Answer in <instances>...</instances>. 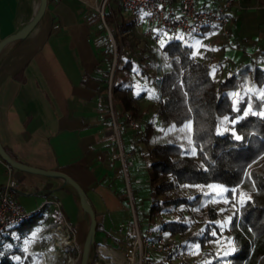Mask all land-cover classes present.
I'll list each match as a JSON object with an SVG mask.
<instances>
[{
    "label": "crops",
    "instance_id": "obj_1",
    "mask_svg": "<svg viewBox=\"0 0 264 264\" xmlns=\"http://www.w3.org/2000/svg\"><path fill=\"white\" fill-rule=\"evenodd\" d=\"M98 1L49 0L44 17L33 31L1 52L0 140L9 154L23 164L63 172L76 180L85 190L100 223L96 241L107 240L119 249L124 246L125 233L130 228L131 212L123 194L119 163L112 167L109 160L115 139L105 124L107 90L102 56L94 45L92 28L85 18L88 7ZM256 1L259 0H241V7L230 12L228 35L211 29L191 37L198 46L197 55L204 51L207 61L218 57L217 74L220 69L231 70L230 65L239 66L234 69L238 70L252 58L260 63L264 33L246 30L242 34L237 29L241 22L256 19V8L264 11V1L260 0V6L255 5ZM39 3L40 0H0V42L26 26L36 14ZM137 18L138 22L127 35L130 42L134 36L140 37L142 42L133 48V53L127 52L124 60L136 59L139 65L133 64L122 78H119L120 71L116 82L125 80L126 84H131L134 95L146 92L139 99L141 104V101L154 100L157 67L170 62L162 49L166 41L155 44L145 35L147 23L143 17L138 15ZM233 37L241 41L233 45ZM205 40L206 45L217 42L220 48L214 51V47L203 46ZM239 51L248 54L251 60L240 61ZM116 112L120 117L124 114L117 103ZM147 115L144 113L142 120L147 119ZM137 131L124 133L123 142L133 151L131 177L141 206L138 192L148 185L143 179L148 169L143 167L142 152L136 150ZM9 173L18 182L16 201L27 211L42 214L49 228L61 221L59 210L52 204V201L60 202L65 216L78 229L82 246L80 241L87 235L89 217L82 210L76 191L61 178L12 170L3 160L0 161V188ZM121 226L125 227L122 232Z\"/></svg>",
    "mask_w": 264,
    "mask_h": 264
},
{
    "label": "trees",
    "instance_id": "obj_2",
    "mask_svg": "<svg viewBox=\"0 0 264 264\" xmlns=\"http://www.w3.org/2000/svg\"><path fill=\"white\" fill-rule=\"evenodd\" d=\"M106 20L117 39L118 31L127 32L138 22L137 16L123 12L121 0H108ZM162 49L171 61L157 67L153 101L163 133L157 140L160 124L156 118L140 124L135 135L136 150L144 153L149 164L151 224L183 238L185 252L205 248L215 238L213 233L222 229L220 213L204 203L205 193L185 192L182 187L221 186L229 199L226 227L234 249L227 256L215 257V262L264 264V116L260 115L264 113V51L260 63L252 59L220 78L215 72L217 64L197 56L191 37L168 39ZM120 63L116 77L124 68L128 72L132 69L130 58L123 66ZM117 80L115 103L122 113L140 119L143 112L139 99L146 92L134 95L131 84ZM246 84L249 89L239 97ZM107 105L108 99L106 108ZM178 130H189L190 137L179 135ZM180 207L186 210L182 209L178 216L161 217L159 225L153 223V218L165 212L172 214ZM194 222L199 226L193 227ZM46 228L47 219L38 212L0 232V264H33L41 252H29L27 242L38 234L46 247L50 241V234L42 236ZM156 264L185 263L169 252Z\"/></svg>",
    "mask_w": 264,
    "mask_h": 264
},
{
    "label": "built area",
    "instance_id": "obj_3",
    "mask_svg": "<svg viewBox=\"0 0 264 264\" xmlns=\"http://www.w3.org/2000/svg\"><path fill=\"white\" fill-rule=\"evenodd\" d=\"M108 0H101L88 7L85 18L92 28V39L102 56L103 77L107 90L106 126L112 130L115 147L109 155L112 167L118 165V172L124 183L123 194L131 212L130 228L125 233L124 246L115 248L104 242L96 241L89 264H156L165 254L173 252L177 259L185 264L189 262L184 252V241L180 236L153 228L147 213L137 204L134 190L131 188V167L133 151L123 142V134L128 130H139L140 123L129 113L122 117L116 112L113 90L116 80L119 55L118 39L106 20ZM126 15L143 17L147 27L144 32L155 44L175 39L182 40L205 32L207 28L217 29L229 34L230 12L241 7V0H121ZM131 31L123 32L129 34ZM169 62L171 59L168 60ZM249 76L253 79V73ZM142 148L141 146L139 147ZM2 159L0 158V161ZM18 182L9 177L0 188V232L9 227L29 220L35 213L27 211L15 199ZM61 215V221L49 228L50 241L43 253L40 264H79L82 246L72 223L65 216L61 204L52 201ZM121 226L119 230L124 231ZM68 249L70 251H68ZM210 264H228L216 261Z\"/></svg>",
    "mask_w": 264,
    "mask_h": 264
},
{
    "label": "rangeland",
    "instance_id": "obj_4",
    "mask_svg": "<svg viewBox=\"0 0 264 264\" xmlns=\"http://www.w3.org/2000/svg\"><path fill=\"white\" fill-rule=\"evenodd\" d=\"M264 1V0H263ZM101 2V0L98 1V4ZM255 5L256 6H260V0L259 1H256L255 2ZM256 19H253V20H250V19H247L246 21H243L241 22L240 25L237 26V29L240 31V33H244L246 30H254V31H259L260 34L264 33V11L262 9H257L256 8ZM254 14V15H255ZM124 33L122 31H119V36H122V37H119L121 39L124 40V38H126V41H123L121 40V45L122 46V52L121 54L119 53V55L121 56L120 57V66H122L124 64V58L125 56H127V52L129 53H133L134 49L133 48H137L138 47V44H140L142 41L139 40L140 37H136L134 36L133 38V41L130 42L129 40V37L127 34L123 35ZM131 35H134L133 33ZM227 37V36H226ZM138 43H137V41ZM232 41H233V45L234 44H237L238 42L241 41V38H240V41L239 39H235L234 37L232 38ZM127 44H125V43ZM207 43V40L203 41L202 42V45H206ZM196 44V43H195ZM209 45H206L208 47H214V51H216L215 49H219L220 46H218V43L217 42H210L208 43ZM205 46V47H206ZM222 46V45H221ZM197 44L195 45V48L197 49ZM140 48V47H139ZM202 48V47H201ZM239 49V48H237ZM241 49V48H240ZM239 49V50H240ZM136 51V49H135ZM213 51V52H214ZM211 52V51H209ZM240 52V51H239ZM222 54H224L222 52ZM241 55V60L240 61H246V60H251V57L247 54V55H244V53L240 52ZM200 55V56H198ZM198 57L201 59H205L206 60V57H205V52L204 51H201L200 53H198ZM257 56V55H256ZM207 57L210 58L209 55H207ZM212 58V57H211ZM253 59V58H252ZM209 62H211L212 64H215L216 62H218V57H213ZM133 64L134 66L137 64V60L134 59L133 61ZM139 65V64H137ZM239 67V66H237ZM237 67H234L232 65H230V68L231 70H227V69H223L221 71L220 69V72L217 74L216 72V75L221 78H224L226 73L227 72H230V71H233L234 69H236ZM129 73L127 71L126 68H124L120 75H119V78L123 77V73ZM118 79V75L116 77V80ZM248 85H244V89L238 94V96H243L247 90H248ZM237 96V97H238ZM140 107L142 109V112H143V115L144 113L145 114H148L147 115V119L145 118L144 120H142V117L140 119H136L140 124H146L148 121L150 120H154V119H158V112H157V105H156V102L153 101V100H146V101H141V104H140ZM158 123L160 122L159 119L157 121ZM160 124V123H159ZM158 133L157 134H161L163 133V125H159V128L157 129ZM159 134L158 136V139L161 137V135ZM178 134L181 135V134H186L187 138L190 137V131L189 130H178ZM143 156H144V163H143V167L148 169V160L146 159V156L144 155V153L142 152ZM146 164V165H145ZM12 170H14L13 168H11ZM148 178V175L143 179H145L144 181L149 185V180L147 179ZM131 185H132V189L134 190V197L136 199V202L138 201L137 200V197L138 195L137 194V191L135 190V188H133V182H132V177H131ZM148 185L144 186L138 193H141V198H142V205H143V210H145V212L147 213L146 215V218L143 220H141L142 222H146L147 220V217L149 216V208H150V199H149V190L148 188H146ZM182 189L185 191V192H190V193H193V194H196V193H205L206 194V197L204 198V203L206 205H208L209 207L211 208H215L218 210V212L220 213V216H221V219H220V225L222 226V229L220 232H214L215 234V238L211 241V243H209L205 248H198L196 247L195 249H191L187 252H183V255L185 256V258L189 261V262H200L202 264H210L212 262H215V257H224V256H227L231 251H233L234 249V242L232 241V239L230 238V232L228 230V227L227 226V214L226 212L228 211V203H229V199L226 197V193H225V190L221 187V186H217V185H211V186H206V187H192V186H185V187H182ZM138 205L139 202H137ZM141 205V206H142ZM182 209H185L186 208H176L173 213H168V212H165L163 213L162 216H158V217H155L153 218V223L155 225H159V222H160V218L161 217H166V218H170L172 216H178L180 214V211ZM189 212H186V215L188 216ZM199 222L196 223L194 222L192 225L193 227H198L199 226ZM75 228V232L77 234V237L79 235V231L78 229L74 226ZM38 235V234H37ZM33 236L28 242H27V250L29 252H32V251H40L41 252V256L40 257H37L35 259V261L33 262V264H40L41 262V259H42V255L43 253L47 250V246H48V243L45 246H43V244L41 243V240L39 238V236ZM42 236H45V237H48L49 236V228H46V230L44 231L43 235ZM85 236H83V238L81 239V243L83 245V242H84V238ZM98 240H100V236L98 235L97 237ZM183 239V238H182ZM184 241V240H183ZM78 242H79V237H78ZM104 243H106L107 245H110V242L107 241V240H104L103 241ZM68 251H70L68 249Z\"/></svg>",
    "mask_w": 264,
    "mask_h": 264
},
{
    "label": "water",
    "instance_id": "obj_5",
    "mask_svg": "<svg viewBox=\"0 0 264 264\" xmlns=\"http://www.w3.org/2000/svg\"><path fill=\"white\" fill-rule=\"evenodd\" d=\"M48 5H49V0H40L37 12L34 15V17L31 19V21L26 26H24L20 31H18L17 33L11 36H8L7 38H5L0 42V54L4 50V48L7 47L9 44L26 38L33 31V29L38 25V23L44 17L48 9ZM0 158L13 169H17L20 171H24L36 175H42L46 177L61 178L64 180L66 185H70L76 191L79 197L81 208L85 212V214L89 217V229L83 243L80 264H89L93 247L96 243L98 220L95 209L93 208L91 202L89 201L88 196L85 190L82 188V186L72 177H70L69 175L63 172L45 171L23 164L22 162L16 160L13 156H11V154H9V152L3 146L1 140H0Z\"/></svg>",
    "mask_w": 264,
    "mask_h": 264
},
{
    "label": "snow or ice",
    "instance_id": "obj_6",
    "mask_svg": "<svg viewBox=\"0 0 264 264\" xmlns=\"http://www.w3.org/2000/svg\"><path fill=\"white\" fill-rule=\"evenodd\" d=\"M245 115H247V113H245ZM260 115L264 116V113H260ZM236 139H240V137L237 136ZM213 234H214V233H213Z\"/></svg>",
    "mask_w": 264,
    "mask_h": 264
}]
</instances>
